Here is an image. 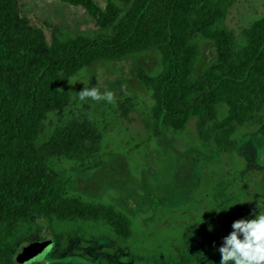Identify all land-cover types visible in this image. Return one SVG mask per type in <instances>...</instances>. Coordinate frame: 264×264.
I'll return each mask as SVG.
<instances>
[{
  "label": "trees",
  "instance_id": "obj_1",
  "mask_svg": "<svg viewBox=\"0 0 264 264\" xmlns=\"http://www.w3.org/2000/svg\"><path fill=\"white\" fill-rule=\"evenodd\" d=\"M58 1L82 8L93 33L61 36L51 29L48 40L17 0H0V245L9 249L35 215L68 225L94 223L120 242L131 237L123 211L68 192L69 173L104 163V128L89 104L76 107L64 87L82 69L155 51L156 74L135 70L152 102L144 124L153 137L162 130L182 132L194 120L202 145L232 154L240 146L237 130L264 119V16L238 38L225 24L234 0ZM200 41L212 46L214 56L196 71ZM136 105L133 95L116 104L121 118ZM46 126L49 135L40 141ZM60 161L69 170L57 166ZM225 188L215 185L217 203L226 197ZM27 240L15 262L39 264L44 254L21 261L28 247L41 243L37 235Z\"/></svg>",
  "mask_w": 264,
  "mask_h": 264
},
{
  "label": "rangeland",
  "instance_id": "obj_2",
  "mask_svg": "<svg viewBox=\"0 0 264 264\" xmlns=\"http://www.w3.org/2000/svg\"><path fill=\"white\" fill-rule=\"evenodd\" d=\"M17 1L48 40L51 29L61 36L93 33V21L80 7L58 0ZM261 16L264 0H234L225 24L239 38ZM200 47L196 71L214 56L207 42L200 41ZM138 67L156 74L158 54L98 62L64 84L74 105L88 103L91 116L104 128V163L91 172H68V192L123 211L131 220V237L120 242L94 223L68 225L35 215L21 225L12 248L0 245V264H17L16 254L30 234L41 243L51 242L39 264H219L217 249L231 224L264 213V119L237 130L240 146L232 154L202 145L194 120L182 132L162 130L153 137L144 124L152 102L135 77ZM92 88L101 96L110 92L112 101L81 100V92ZM132 95L135 110L121 118L117 100ZM219 108L223 115L225 106ZM49 132L46 126L40 141ZM57 166L69 170L66 162ZM220 182L226 185V197L217 203L212 193Z\"/></svg>",
  "mask_w": 264,
  "mask_h": 264
},
{
  "label": "clouds",
  "instance_id": "obj_3",
  "mask_svg": "<svg viewBox=\"0 0 264 264\" xmlns=\"http://www.w3.org/2000/svg\"><path fill=\"white\" fill-rule=\"evenodd\" d=\"M86 97L112 101L110 92L101 96L95 88L82 91L80 99ZM217 250L220 254L219 264H264V213L234 221L231 231L222 238Z\"/></svg>",
  "mask_w": 264,
  "mask_h": 264
},
{
  "label": "water",
  "instance_id": "obj_4",
  "mask_svg": "<svg viewBox=\"0 0 264 264\" xmlns=\"http://www.w3.org/2000/svg\"><path fill=\"white\" fill-rule=\"evenodd\" d=\"M51 246V242L37 243L26 249L21 257L23 263L40 258L46 250Z\"/></svg>",
  "mask_w": 264,
  "mask_h": 264
}]
</instances>
